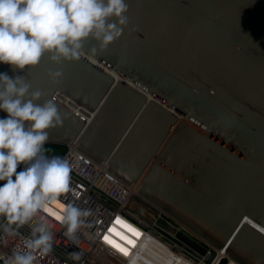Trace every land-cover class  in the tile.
Returning a JSON list of instances; mask_svg holds the SVG:
<instances>
[{"label":"water","instance_id":"water-1","mask_svg":"<svg viewBox=\"0 0 264 264\" xmlns=\"http://www.w3.org/2000/svg\"><path fill=\"white\" fill-rule=\"evenodd\" d=\"M125 2L128 25L107 49L89 38L91 58L57 65L45 54L0 73L57 105L64 123L48 143H74L136 183L210 246L177 234L207 264H264V0Z\"/></svg>","mask_w":264,"mask_h":264},{"label":"clouds","instance_id":"clouds-1","mask_svg":"<svg viewBox=\"0 0 264 264\" xmlns=\"http://www.w3.org/2000/svg\"><path fill=\"white\" fill-rule=\"evenodd\" d=\"M128 11L125 0H0V63L24 70L38 66L45 54L57 65L79 61L86 53L91 58L97 48L85 51V41L91 38L100 51L107 49L127 27ZM48 76L58 83L63 72ZM30 89L25 77L0 73V111L7 113L0 119V216L9 224L29 223L70 190L68 161L45 151L49 130L62 126L64 117L53 101L38 103L42 93ZM87 215L69 204L58 219L73 234ZM51 247V233L38 223L27 250L14 251L8 264H35V252L47 254Z\"/></svg>","mask_w":264,"mask_h":264},{"label":"built area","instance_id":"built-area-1","mask_svg":"<svg viewBox=\"0 0 264 264\" xmlns=\"http://www.w3.org/2000/svg\"><path fill=\"white\" fill-rule=\"evenodd\" d=\"M75 147L74 143L66 145L61 157L71 168L68 193L27 224H9L2 216L0 264H8L14 251L27 250L25 243L38 223L46 225L51 233L52 247L47 254L36 251L35 264H134L145 258L149 264L154 260L162 264H207V254H198L177 234L194 240L209 253L211 248L201 237L144 199L134 184H125L105 164L94 162ZM69 204L88 212L73 234L58 219ZM72 253L80 258L72 259ZM229 261L227 258L226 264ZM212 264H217L216 259Z\"/></svg>","mask_w":264,"mask_h":264},{"label":"trees","instance_id":"trees-1","mask_svg":"<svg viewBox=\"0 0 264 264\" xmlns=\"http://www.w3.org/2000/svg\"><path fill=\"white\" fill-rule=\"evenodd\" d=\"M65 150H66V145H64V144H60V143H47L45 145L46 155H48L49 157H59V158H61L62 155L64 154ZM23 167L24 166L21 165L17 169V171L22 170ZM230 264H233V263H230Z\"/></svg>","mask_w":264,"mask_h":264},{"label":"rangeland","instance_id":"rangeland-1","mask_svg":"<svg viewBox=\"0 0 264 264\" xmlns=\"http://www.w3.org/2000/svg\"><path fill=\"white\" fill-rule=\"evenodd\" d=\"M128 229H129V228H128ZM126 239H127L128 242H130V244L134 245V242H133L132 240L128 239L127 237H126ZM120 249H122V248H120ZM154 254H156V255L159 256L158 253H154ZM134 264H149V262H148V260L145 258V259H140L138 262H135ZM151 264H162V263H159L158 260H154V262L151 263Z\"/></svg>","mask_w":264,"mask_h":264},{"label":"bare ground","instance_id":"bare-ground-1","mask_svg":"<svg viewBox=\"0 0 264 264\" xmlns=\"http://www.w3.org/2000/svg\"><path fill=\"white\" fill-rule=\"evenodd\" d=\"M134 185H135L136 188H138V186H137L136 183H134ZM144 199H145V198H144ZM147 201H148V200H147ZM150 203H151V202H150ZM152 204H153V203H152ZM153 205H154V204H153ZM190 231H191V230H190ZM191 232H192V231H191ZM194 234H195V233H194ZM219 255H221V254H218V255H217V259H219V257H220ZM229 260L232 261V262L235 263V264H238V263H236V261L233 260V259H229ZM187 264H188V263H187Z\"/></svg>","mask_w":264,"mask_h":264},{"label":"crops","instance_id":"crops-1","mask_svg":"<svg viewBox=\"0 0 264 264\" xmlns=\"http://www.w3.org/2000/svg\"><path fill=\"white\" fill-rule=\"evenodd\" d=\"M1 218H2V216H0V220H1ZM230 263H233V262H232V261H229V264H230ZM233 264H235V263H233Z\"/></svg>","mask_w":264,"mask_h":264},{"label":"snow or ice","instance_id":"snow-or-ice-1","mask_svg":"<svg viewBox=\"0 0 264 264\" xmlns=\"http://www.w3.org/2000/svg\"><path fill=\"white\" fill-rule=\"evenodd\" d=\"M106 239H107V238H106ZM120 251H122V252H123V251H125V250H124V249H120ZM125 254H127V253L125 252Z\"/></svg>","mask_w":264,"mask_h":264}]
</instances>
